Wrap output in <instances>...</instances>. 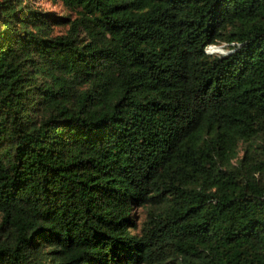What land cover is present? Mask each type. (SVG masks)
Returning <instances> with one entry per match:
<instances>
[{
  "label": "trees",
  "instance_id": "1",
  "mask_svg": "<svg viewBox=\"0 0 264 264\" xmlns=\"http://www.w3.org/2000/svg\"><path fill=\"white\" fill-rule=\"evenodd\" d=\"M49 1L0 0V264H264V0Z\"/></svg>",
  "mask_w": 264,
  "mask_h": 264
},
{
  "label": "rangeland",
  "instance_id": "2",
  "mask_svg": "<svg viewBox=\"0 0 264 264\" xmlns=\"http://www.w3.org/2000/svg\"><path fill=\"white\" fill-rule=\"evenodd\" d=\"M33 5L38 6L42 9H51V10H55L58 12L63 11L62 6L59 3H53L49 0H32ZM212 45V47H211ZM211 47V48H210ZM219 48V49H217ZM208 52H212V51H216V50H224L225 48H223L220 44H210L207 45L205 48ZM139 213H141V211L139 210Z\"/></svg>",
  "mask_w": 264,
  "mask_h": 264
},
{
  "label": "water",
  "instance_id": "3",
  "mask_svg": "<svg viewBox=\"0 0 264 264\" xmlns=\"http://www.w3.org/2000/svg\"><path fill=\"white\" fill-rule=\"evenodd\" d=\"M216 51H220V50H216Z\"/></svg>",
  "mask_w": 264,
  "mask_h": 264
}]
</instances>
